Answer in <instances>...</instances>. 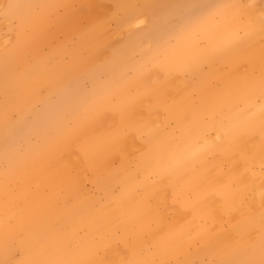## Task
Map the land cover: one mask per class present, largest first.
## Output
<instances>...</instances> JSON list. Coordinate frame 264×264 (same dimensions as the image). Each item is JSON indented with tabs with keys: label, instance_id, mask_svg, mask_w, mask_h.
<instances>
[{
	"label": "rangeland",
	"instance_id": "obj_1",
	"mask_svg": "<svg viewBox=\"0 0 264 264\" xmlns=\"http://www.w3.org/2000/svg\"><path fill=\"white\" fill-rule=\"evenodd\" d=\"M0 264H264V0H0Z\"/></svg>",
	"mask_w": 264,
	"mask_h": 264
}]
</instances>
